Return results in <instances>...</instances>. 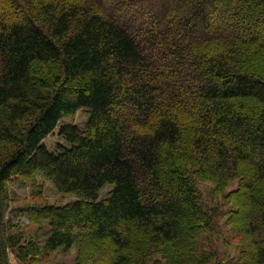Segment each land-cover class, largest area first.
I'll list each match as a JSON object with an SVG mask.
<instances>
[{"label": "trees", "instance_id": "16d2710c", "mask_svg": "<svg viewBox=\"0 0 264 264\" xmlns=\"http://www.w3.org/2000/svg\"><path fill=\"white\" fill-rule=\"evenodd\" d=\"M253 26L264 0H0V197L36 174L77 195L30 207L42 240L10 232L0 199V264L72 247L71 264H264ZM80 110L83 127L65 121ZM235 180L209 209L199 182L215 200Z\"/></svg>", "mask_w": 264, "mask_h": 264}, {"label": "rangeland", "instance_id": "374dc122", "mask_svg": "<svg viewBox=\"0 0 264 264\" xmlns=\"http://www.w3.org/2000/svg\"><path fill=\"white\" fill-rule=\"evenodd\" d=\"M255 26L252 27L250 31V35L247 38L254 37L255 35H263L264 31H260L262 33H258ZM245 39V38H244ZM261 42L264 43V37H262ZM264 53V52H263ZM86 113L83 110L78 111L75 115L70 118H65L66 122H72L78 124L83 127L84 122L86 121ZM54 141L53 135H50L46 142L52 143ZM250 172V170L248 169ZM199 189L203 194L207 202V206L213 212L223 213L228 208L227 200H225L224 195L229 191L236 189L237 181H232L222 190L221 194L217 195L215 200H212L211 192L213 188H211V184L209 182H199ZM110 187L105 188L102 191V197H104L109 190ZM214 192V191H213ZM237 196H235L236 198ZM1 201L4 205V211L6 213V227L9 228L10 232H23L27 238H31L37 236L40 240L43 239L44 233L49 229L47 222H33L30 220L29 209L34 204L40 203H58L64 204L69 201H73L77 199V195L73 193H60L54 186L53 182L44 177L42 174H36L32 177H23L18 180H11L8 183L7 191L0 197ZM238 201H243L245 203V207L241 204V216L236 219V224L242 225L244 221V216L242 213L249 211V207H247V203L249 200L245 196H239ZM234 200V199H233ZM245 210V211H244ZM221 213V214H222ZM217 217V216H216ZM219 225H223L227 216L222 215L217 217ZM223 228V226H219ZM228 228V227H227ZM224 236H227L223 230ZM7 242H3V246L6 245ZM107 245L99 244L98 247H94L93 249L87 248L85 252L87 254H95L100 249H105ZM231 248V247H230ZM251 249V248H249ZM8 256L10 260V264H18L17 259L8 251ZM231 253H234V250H231ZM76 255V248L72 247L69 250H64L63 248H59L50 254L40 256L38 260L33 264H71L74 261Z\"/></svg>", "mask_w": 264, "mask_h": 264}]
</instances>
